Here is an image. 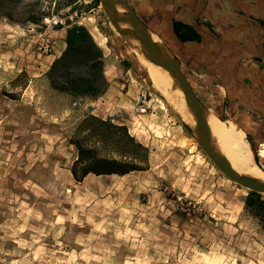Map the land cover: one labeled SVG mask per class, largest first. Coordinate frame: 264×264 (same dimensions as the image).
<instances>
[{
	"label": "rangeland",
	"instance_id": "rangeland-1",
	"mask_svg": "<svg viewBox=\"0 0 264 264\" xmlns=\"http://www.w3.org/2000/svg\"><path fill=\"white\" fill-rule=\"evenodd\" d=\"M72 22L104 53L109 83L96 99L73 101L45 76L54 26ZM150 77L99 2L0 0V264H264L248 189L212 163ZM86 114L130 127L148 150L134 148L138 169L73 178L69 139Z\"/></svg>",
	"mask_w": 264,
	"mask_h": 264
},
{
	"label": "crops",
	"instance_id": "crops-1",
	"mask_svg": "<svg viewBox=\"0 0 264 264\" xmlns=\"http://www.w3.org/2000/svg\"><path fill=\"white\" fill-rule=\"evenodd\" d=\"M130 1L178 57L208 112L233 124L254 146L264 143V0ZM173 20L192 26L200 40H179ZM59 32L52 59L65 46V31ZM128 131L135 136L130 127Z\"/></svg>",
	"mask_w": 264,
	"mask_h": 264
},
{
	"label": "trees",
	"instance_id": "trees-1",
	"mask_svg": "<svg viewBox=\"0 0 264 264\" xmlns=\"http://www.w3.org/2000/svg\"><path fill=\"white\" fill-rule=\"evenodd\" d=\"M98 4L97 0H93ZM42 14L32 17L38 23ZM54 28H64L65 46L55 57L45 72L49 87L68 95L73 101L96 99L108 88L105 74V60L102 48L83 24L68 23L64 27L56 24ZM172 29L181 41H199L200 34L189 24L173 20ZM22 73L17 74L16 78ZM69 142L75 146L76 158L70 172L76 181H81L88 173H124L136 168L132 164L134 148L148 150L137 142L128 132L127 126L115 122L114 118L86 114L74 126ZM244 210L255 216L264 229V196L247 190Z\"/></svg>",
	"mask_w": 264,
	"mask_h": 264
},
{
	"label": "water",
	"instance_id": "water-1",
	"mask_svg": "<svg viewBox=\"0 0 264 264\" xmlns=\"http://www.w3.org/2000/svg\"><path fill=\"white\" fill-rule=\"evenodd\" d=\"M105 11L110 22L118 33L124 37H132L139 41L141 53L150 62L166 70L180 89L185 104L194 120V126H189L183 122L184 127L193 136L212 163L231 181L248 190L264 194V180L239 173L230 165L229 161L214 146L208 128L205 105L194 93L190 83L181 70L178 57L167 48L162 42H156L150 35V28L139 17L128 0H97ZM124 7V12L120 14L117 7ZM121 23H128L129 26L121 28ZM251 152L253 153L254 163L264 172V165L259 162V158L254 150L253 144L246 138Z\"/></svg>",
	"mask_w": 264,
	"mask_h": 264
},
{
	"label": "bare ground",
	"instance_id": "bare-ground-1",
	"mask_svg": "<svg viewBox=\"0 0 264 264\" xmlns=\"http://www.w3.org/2000/svg\"><path fill=\"white\" fill-rule=\"evenodd\" d=\"M117 10L122 14L124 7L118 6ZM128 26V23L120 24L121 28ZM150 35L156 42H161L160 38L154 32L150 31ZM127 40L132 45L139 62L148 68L151 75L150 81L154 87L167 99L172 101L184 122L191 127L194 126L193 117L172 76L166 70L150 62L143 56L140 43L137 39L128 37ZM206 120L215 148L225 156L233 169L239 173L264 180V172L254 163L253 153L243 133L233 124L220 119L214 113L207 112ZM257 156L259 157V162L264 163V143L258 148Z\"/></svg>",
	"mask_w": 264,
	"mask_h": 264
},
{
	"label": "built area",
	"instance_id": "built-area-1",
	"mask_svg": "<svg viewBox=\"0 0 264 264\" xmlns=\"http://www.w3.org/2000/svg\"><path fill=\"white\" fill-rule=\"evenodd\" d=\"M261 146V144H259V147Z\"/></svg>",
	"mask_w": 264,
	"mask_h": 264
}]
</instances>
